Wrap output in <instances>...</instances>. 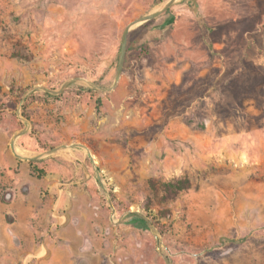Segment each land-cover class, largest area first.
<instances>
[{"label":"rangeland","instance_id":"rangeland-1","mask_svg":"<svg viewBox=\"0 0 264 264\" xmlns=\"http://www.w3.org/2000/svg\"><path fill=\"white\" fill-rule=\"evenodd\" d=\"M171 1L0 0V264H264V0Z\"/></svg>","mask_w":264,"mask_h":264},{"label":"trees","instance_id":"trees-1","mask_svg":"<svg viewBox=\"0 0 264 264\" xmlns=\"http://www.w3.org/2000/svg\"><path fill=\"white\" fill-rule=\"evenodd\" d=\"M184 3L190 9H195V8L199 7V0H185ZM222 26H226V25H222ZM260 43H261V46H262L263 42H261V41L259 42V44L258 43L257 44L260 46ZM247 44H248V48L247 49H250L253 46V41L252 40L251 41L247 40ZM262 48H264V44H263ZM255 65L256 64L252 63V62L250 64H248V63L247 64H241V66L243 67L244 71L249 70V69H254ZM199 84H200V82L196 81V86L195 87H197ZM201 91H202L201 89H198V93L196 95L200 96ZM250 99H253V97H250ZM32 167L34 169V174L37 173L38 176L44 175V171L39 170L35 165H32ZM149 183H150V186H151L152 190L156 191L157 183L154 180H150ZM192 186H193V184H192L191 179L189 177H185V178H181V179H178V180L164 182L162 184L163 196L161 197V201L163 203H168V202H171V201H175V200H177L180 197V195L183 192H186L189 189H191ZM12 198L13 197H12L11 193H7L5 195V200H7V201H10Z\"/></svg>","mask_w":264,"mask_h":264},{"label":"crops","instance_id":"crops-1","mask_svg":"<svg viewBox=\"0 0 264 264\" xmlns=\"http://www.w3.org/2000/svg\"><path fill=\"white\" fill-rule=\"evenodd\" d=\"M219 29L220 27H206L205 26V29H206V31H210V32H212V31H214V29ZM211 29V30H210ZM224 32H227V31H225V30H223V33ZM222 33V32H221ZM202 37V38H201ZM220 42V41H219ZM227 42L225 41V47L223 48V49H225L226 47H227ZM187 47V46H186ZM198 49H200V50H203V52H202V56L201 55H198V56H196V57H194V58H188V59H190V63H189V66L190 65H196V66H198V67H202L201 68V70H200V72H199V74H198V77L196 78V81L197 82H200V83H202L203 84V86H204V88H202V87H199L202 91H204L205 93H203V92H201L200 94L202 95V94H204V97H206L207 96V91H205L206 90V88H207V80H208V78H209V76L211 75V73H212V71H211V68H212V66H213V61H212V58H208V56H207V53H210L211 54V52H212V37L211 36H207V35H204V34H202V36H200V45H199V48ZM209 54V55H210ZM207 57H206V56ZM205 56V57H204ZM224 59L222 58L221 59V61H223ZM245 60H244V58L242 59V61L240 62V65L241 64H245V62H244ZM174 63H176V62H174ZM199 68V69H200ZM178 76H179V82H181V80L180 79H182V78H180V76H182V74L179 72V74H178ZM181 84V83H180ZM251 102V101H250ZM248 103H249V101H248ZM247 103V105H246V107H248L249 106V104ZM256 103V102H255ZM254 103V104H255ZM255 106L256 107H258V104H255ZM246 107H244V108H246ZM260 107V106H259ZM245 110V109H244ZM7 132H3V134H6ZM14 146H15V143H14ZM5 147V146H4ZM10 147H12L11 145H10ZM6 148V147H5ZM0 153H2V151H1V149H0ZM9 154V153H8ZM11 202H8V201H6L5 203H3L2 205H6V204H8V205H10V206H8V208L10 207L12 210H14V209H16V206L14 205V204H10ZM7 207V206H6ZM263 251V250H262ZM239 253V252H238ZM254 254L256 253V251H254L253 252ZM45 254V252H43V255ZM241 264H249V262H248V260H241V262H240Z\"/></svg>","mask_w":264,"mask_h":264},{"label":"water","instance_id":"water-1","mask_svg":"<svg viewBox=\"0 0 264 264\" xmlns=\"http://www.w3.org/2000/svg\"><path fill=\"white\" fill-rule=\"evenodd\" d=\"M174 1L175 0H172L165 8H167L169 5H171ZM157 14L158 13L151 15V16H148L141 22H147V21L151 20L152 18H154L155 16H157ZM127 37H128V31H126L125 36H124V40H123L122 56H121L120 65H119V69H118L117 81L120 79V75H121L122 69H123L125 53H126Z\"/></svg>","mask_w":264,"mask_h":264},{"label":"bare ground","instance_id":"bare-ground-1","mask_svg":"<svg viewBox=\"0 0 264 264\" xmlns=\"http://www.w3.org/2000/svg\"><path fill=\"white\" fill-rule=\"evenodd\" d=\"M138 25H140V23L135 24L133 27H136V26H138Z\"/></svg>","mask_w":264,"mask_h":264}]
</instances>
